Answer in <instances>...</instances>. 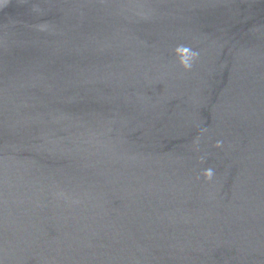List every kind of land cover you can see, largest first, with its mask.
<instances>
[{
  "label": "water",
  "instance_id": "obj_1",
  "mask_svg": "<svg viewBox=\"0 0 264 264\" xmlns=\"http://www.w3.org/2000/svg\"><path fill=\"white\" fill-rule=\"evenodd\" d=\"M0 264H264V0H0Z\"/></svg>",
  "mask_w": 264,
  "mask_h": 264
}]
</instances>
